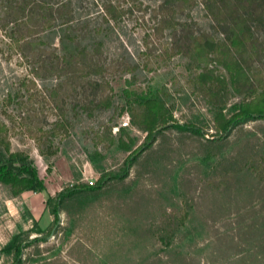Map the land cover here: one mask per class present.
Returning <instances> with one entry per match:
<instances>
[{
    "label": "rangeland",
    "instance_id": "374dc122",
    "mask_svg": "<svg viewBox=\"0 0 264 264\" xmlns=\"http://www.w3.org/2000/svg\"><path fill=\"white\" fill-rule=\"evenodd\" d=\"M104 1L71 0L68 10L75 20L90 23L77 31L81 47L92 54L95 43H102L96 58L104 70L97 78L110 82L114 106L92 119L81 115L75 120L55 157L43 156L18 125L9 131L11 151L29 156L45 190L14 197L0 183V264H14L13 255L2 249L19 233L26 240L20 264H264V120L216 134V105L228 109L244 99L233 91L223 64L213 57L193 63L173 53L172 29L159 34L152 30L156 22L149 13L159 0H144L149 7L145 20L135 12L110 24L103 20ZM200 1L178 19L222 43L223 35L212 27ZM60 24L52 22L47 29L42 22L31 52L74 53L77 44L62 40ZM99 25V31L91 33ZM255 41L246 73L264 80V27ZM11 43L0 29V121L10 128L6 113L30 109L27 104H7V96L32 77L33 67L31 60L22 58L27 50ZM205 70L213 74L198 79ZM48 77L38 80L40 87L55 82ZM126 89L137 94L152 91L175 121L158 133L152 146L134 153L137 158L124 180L109 179L101 189L65 194L55 222L47 205L50 198L57 205L64 189L93 185L104 173L119 174L128 155L145 145L146 133L132 125L126 105L135 95L126 100ZM30 93L22 91L24 101ZM43 109L50 123L56 112L51 105ZM127 118L129 125L123 126ZM187 125L201 134H193ZM121 138L133 141L131 152L119 148Z\"/></svg>",
    "mask_w": 264,
    "mask_h": 264
},
{
    "label": "trees",
    "instance_id": "16d2710c",
    "mask_svg": "<svg viewBox=\"0 0 264 264\" xmlns=\"http://www.w3.org/2000/svg\"><path fill=\"white\" fill-rule=\"evenodd\" d=\"M197 1L159 0V4L150 10L149 18L156 22L152 29L154 33H164L166 29H172L173 53H182L193 63L205 62L210 57L216 58L229 73L233 91L244 99L228 109L226 105H216V134L225 135L246 122L264 120V80L257 75L248 76L245 68L249 66L247 55L252 53L256 42L255 34L264 27V0L200 1L213 23L212 27H218V32L223 35L222 43L207 32L194 31L188 21L178 19L179 14L183 15L185 11L191 10ZM70 3L71 0H0V8L5 14V17L0 18V29L4 30L11 40V47L27 50V54L22 58L31 60L33 66L30 71L32 77L24 78L17 91L9 94L6 99L7 104L16 103L18 108L27 104L31 113L24 112L23 107L21 110L17 109L14 115L6 113L7 122H10L12 128L0 121V183L9 187L14 197L25 192H43L45 185L29 156L24 152L11 151L10 140L6 137L11 129H16L18 125L20 133L32 139L43 156L55 157L60 150L59 144L71 136L75 120L81 115L92 119L96 113L108 111L114 106L113 97L110 95L113 90L110 82L97 78L104 70V64L96 58L102 43H95L92 54H89L87 47H81L77 31L89 28L90 23L86 19L75 20L73 12L68 10ZM102 6L103 20L108 24L119 22L135 12H139L142 20H145L149 11V7L144 6V0H105ZM58 20L64 33L62 40L77 44L75 52L56 54L43 50L37 54L32 53V38L37 34L36 30L40 24L44 22L45 28L48 29L52 22ZM98 27L101 25L94 27L91 33L98 32ZM222 56L226 58L223 63ZM212 74V71L205 70L198 79H207ZM48 76H53L55 82L40 87L38 80L46 81ZM93 76L96 78L92 79ZM25 89L28 94L31 92L27 102L22 94ZM204 91L212 97L216 96L211 87L204 86ZM125 93L126 100L135 95L134 100L127 101L126 105L130 107L128 110L132 125L146 133L145 145L139 151L137 148L131 152L133 141L128 143L121 138L119 148L131 152L122 172L101 174L93 185L64 189L58 194L60 200L57 205H53L54 198H50L47 205L51 207L55 222L59 221L60 204L65 194L80 189H101L109 179L124 180L137 158L134 153L138 154L144 148L152 146L158 133L166 130L175 121L165 102L152 91L137 94L126 89ZM44 105H51L56 112L55 119L50 123L44 114ZM185 128L193 134H201L200 130L193 126L187 125ZM119 131L121 136L125 134L123 128H119ZM51 168L52 165H48L47 171L51 172ZM25 241L20 233L16 234L2 249L5 253L13 255L14 264L21 263Z\"/></svg>",
    "mask_w": 264,
    "mask_h": 264
},
{
    "label": "built area",
    "instance_id": "2783aa9c",
    "mask_svg": "<svg viewBox=\"0 0 264 264\" xmlns=\"http://www.w3.org/2000/svg\"><path fill=\"white\" fill-rule=\"evenodd\" d=\"M129 125V119L127 118V120L123 123V126H128Z\"/></svg>",
    "mask_w": 264,
    "mask_h": 264
}]
</instances>
